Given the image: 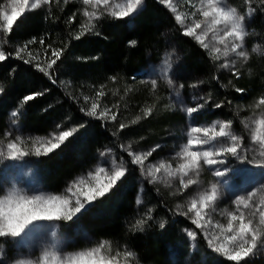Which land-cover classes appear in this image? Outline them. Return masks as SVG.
<instances>
[{"label":"trees","instance_id":"16d2710c","mask_svg":"<svg viewBox=\"0 0 264 264\" xmlns=\"http://www.w3.org/2000/svg\"><path fill=\"white\" fill-rule=\"evenodd\" d=\"M5 1L0 0V9ZM227 2L239 13H250L249 31L260 51L250 55L248 74H227L220 69V63L206 49L183 34L175 15L160 0H143L131 17L103 14L91 21L93 24L77 0H50L23 14L10 32H0V50L8 57L0 62V139L9 129L6 116L10 107L18 114L21 135L28 139L46 137L56 128L67 130L72 126L75 130L59 148L38 157L36 173L43 188L64 192L73 178L94 166L98 151L104 148H114L127 162L125 175L103 197L74 220L60 221L65 226L60 231V224L59 231L68 239H76L72 249L86 245L73 232L80 225L91 240L106 246L111 258L125 259V264H171L169 249L189 252L184 232L189 224L177 213V200L146 180L138 203L140 169L122 148L125 137L144 147L161 142L167 135L166 127L179 118L164 107L163 82L153 88L138 79L146 62L156 60L171 42L177 45L181 67L189 75L180 82L184 93L192 96L197 91L211 92L209 111L201 121L231 120L240 126L246 107L264 97V2ZM33 37L35 42L28 43ZM20 48L24 49L23 59L15 57ZM53 49H62V53L48 69L54 59ZM43 57H48L47 63ZM37 64L47 74L38 70ZM99 92L104 95L98 96ZM32 94L39 95L23 100ZM93 103L98 104L96 116H89ZM216 104L222 106L217 108ZM105 109L116 119L98 118ZM198 241L199 249L207 251V244ZM9 255L3 252L0 264H7ZM239 264H264V253Z\"/></svg>","mask_w":264,"mask_h":264},{"label":"rangeland","instance_id":"374dc122","mask_svg":"<svg viewBox=\"0 0 264 264\" xmlns=\"http://www.w3.org/2000/svg\"><path fill=\"white\" fill-rule=\"evenodd\" d=\"M77 1L81 8L85 9L88 13H95L94 16H88L90 21L89 23L91 24L94 23L91 21L100 18L103 14L114 16L111 13L119 10L116 8V5L119 4L124 6L127 3V0H108L110 7L105 9L104 4L102 2L97 4L96 0H90V3L88 4H85L83 0ZM169 2L172 7H175V12L172 11V8L169 7L168 4L164 5L169 8L175 17L176 15H180L184 20L183 25L178 22L182 29L191 25L193 20H199L202 23L205 21V18L197 11V9L201 6L206 8L207 0H169ZM44 4L45 3H41L40 6ZM142 5L143 0H141V4L137 6V10L128 17L133 16L142 7ZM222 6H225L226 9H234L238 16L243 17L242 25L246 34L243 38L242 48L239 50L244 51L247 54V58L245 59L239 57L230 51L227 57L220 56L219 59H216L215 56L218 54L214 53L212 49L219 47L221 51H223L224 45L214 41L212 39L211 32H209L208 36L205 38V42L210 46L209 49H206V51L220 63V69L227 72V74H239L243 71L248 74L250 72L248 69L250 55L252 53L258 54L260 51L255 43L251 30L249 31L247 19H249L250 13L247 12L246 14H243L237 12L235 8L229 5L227 0H224ZM3 9L8 11L11 10L10 0L5 1ZM194 13L195 15H193ZM1 23L3 24L0 25V32L4 30V22L2 20ZM222 27V25H218L215 30L219 31ZM197 32L199 33V30H197ZM220 34L222 35L223 33L220 32ZM177 48L178 47L175 43H169L156 60L153 61L149 59L146 62L144 68L138 73V79L145 82V84H151L152 80H156V82H163L166 94V103L164 107L170 113H177L179 118L166 127L167 135L162 137L163 140L161 142H156L152 146L144 147L138 142L132 143L125 137L122 152H126L131 160H133L134 156L130 154L140 155L143 161L142 164H135L140 169L141 174L138 194L139 202H141L144 191V181L147 180L149 183L161 186L177 200L175 209L177 213L184 218L185 222L189 224L187 225L188 227L184 229L186 239L190 245L189 252L182 253L181 251L175 249V247H172L169 249L168 255L171 264H237L236 261H229L223 253H217L214 250L215 247H218L221 244L231 248V243L227 240V237L233 233L224 231L220 228H208L207 224L210 220L213 225L220 224L223 226V229H226L229 218L227 213L231 212L239 214L237 212V206L233 201L237 196L247 197L249 192H254L253 199L250 202L253 208L259 205L260 210L264 211V168L249 166L231 156L227 157L224 165L209 166L205 163L203 156H201L199 158L198 169L190 170L187 175H183L179 166L186 161L180 153H182L184 146L187 145L188 139L197 140L203 138V134L200 133H192L191 136H188L187 133H189L191 127H211L213 123L219 125V123L230 121L231 127L226 130L231 134H235L243 138L242 146L246 150L245 154L250 158L254 157L258 160H264V157L260 156L259 144L251 140L252 132L259 127L256 122L264 119V106H258V104L255 103L252 105L251 101V106L246 107V113L241 115L242 119L240 126L234 125L231 120L223 121L217 119L212 121H201L200 118L203 117L202 115L209 111L208 104L210 103L209 96L211 95V92L208 91L207 93H201L197 91L192 96L184 93L180 82H182L183 79L189 75L181 67V53ZM253 49H255V51ZM47 60L48 57L42 58V61L45 63H47ZM165 61H167V65H165ZM224 64H228L230 67H223ZM169 81H171V84ZM205 101H207V103H205ZM197 104H204V107L200 111L191 115L185 112L186 108L195 107ZM12 113H15V116L11 115ZM108 115L109 117L112 115L110 114V111L108 112ZM17 118L18 114L15 108L10 107L6 116V125L9 129H6L1 135L2 139H0V147L4 148L6 152L7 143L19 137V140L16 142L21 151L29 152L30 155L16 159L9 158L6 155L4 157H0V198H3L7 194V190L11 189L13 184H15L16 189L20 190L21 195L44 194L60 196L62 198L68 197L70 199L69 206H73L75 204L77 194L87 190L89 187H95L97 184L107 183V176H110L113 172L118 170V168H126L127 162L122 154L120 155L114 148H104L98 151L94 166L89 171L73 178L64 192L55 193L44 189L41 184V180L36 173V162L39 156H36L35 152L36 150H39L42 153L41 155L46 154L44 150L45 148L50 147L49 141L53 136L59 135L61 131H70L73 133L75 131L74 127L68 126L67 130L56 128L46 137L28 139L21 135V130L23 131V129ZM218 130L219 128L217 126V131ZM261 131H264V129H261ZM5 133H10V135L5 136ZM221 139L225 140V143H230L228 138ZM157 145H159V148L156 147ZM153 149L156 150L152 151ZM190 150L200 151L203 153L204 151L209 150V146L200 145L198 147H192ZM149 152H151V155H147ZM101 153H104V155L101 156ZM161 164H163L168 171L175 172L176 175L169 176L165 169H160V171L154 173L155 180H153L152 176L148 174L149 169L159 168ZM101 167L105 169L107 176L105 173H100L97 177V170ZM217 167H227L231 171L225 178H223L225 183L223 184L222 193L219 195V198L212 203L210 207L202 210L199 222L205 227L198 228L196 224L193 223V220L196 219L195 212H189L188 215H184L183 213L188 212V208L193 199H196L199 204L200 195L205 191L210 190L211 185L217 183V181L221 179L214 176V170ZM181 178H183L185 182H187L188 179H192L197 181V183L191 185L188 189H182V185L180 183ZM80 180H83L84 183H78ZM69 188L72 189L71 192L68 191ZM80 199L83 202L84 198L82 196ZM89 205H86V208ZM241 210L244 211L246 217L249 216V209H245L241 206ZM78 215L79 214L74 216L73 220ZM252 219L254 224H258L259 212H257L256 216L252 217ZM60 224L61 230L59 227ZM64 226L65 224L60 221L41 222L37 227L23 233L21 237L0 238V259L3 257V252L8 251L10 253V257L5 260L7 264H37L38 260L43 257L44 251H55L57 255L66 258L68 254H75L79 251H87L91 248L101 246L100 242L91 240L88 237L89 234L80 225H78L75 227L73 232L75 235L78 234L80 239L86 242V245L79 249H72L76 239L75 241L71 238L68 239V236L65 233L60 232L64 229ZM234 226L238 227V222L234 221ZM53 230L57 232V242L59 244L58 250L48 249L45 247L52 239L50 233ZM189 231L195 232L196 235L194 238L188 235ZM205 231H207L209 237L212 238V246L209 245L208 239L205 238ZM261 231H264V227L261 228ZM198 240L207 244V251H201L199 249ZM69 241H71V246H68ZM105 248L106 246L101 247L99 255L105 259L107 264H125L123 263L125 259L118 260L116 258H111L105 252ZM196 252H200L198 256L195 255ZM263 253L264 248L258 249L254 252V254L242 261Z\"/></svg>","mask_w":264,"mask_h":264},{"label":"snow or ice","instance_id":"6c2138e0","mask_svg":"<svg viewBox=\"0 0 264 264\" xmlns=\"http://www.w3.org/2000/svg\"><path fill=\"white\" fill-rule=\"evenodd\" d=\"M50 0H10V8L8 11L6 9H0V20L4 22V31L10 32L13 28L14 22L18 21L23 14L27 11L36 9L40 7L41 3H49ZM85 4L90 3V0H83ZM97 4L103 3L105 9L110 7L108 0H96ZM162 4H168L172 8V11H176L175 7H172L169 0H160ZM264 2V0H262ZM224 0H207V7L201 6L197 11L205 18V21L202 23L199 20H193L191 25L184 27L183 34L189 37H193L203 48L209 49V44L205 42V38L208 36L209 32L212 33V39L219 44L224 45L223 51L219 47H215L212 51L218 55L215 56L216 59H219L220 56L227 57L229 52L235 53L239 57L247 58V54L239 50L242 48V42L244 35V28L242 25L243 17L238 16L234 9H226L225 6H222ZM245 3L250 4L251 0H245ZM141 4V0H127V3L124 6L119 4L116 5L117 11H113L111 14L117 18L128 17L130 14L134 13L137 10V6ZM89 16H94L95 13H85ZM195 15V13L193 14ZM176 21L183 25L184 20L180 15H176ZM222 25L223 27L219 31L215 30L216 26ZM199 30V33L197 32ZM220 32L223 34L221 35ZM35 37L32 38L28 43L35 42ZM43 44V40L40 41ZM135 41H131L130 44H134ZM27 47V44L24 48ZM23 48L18 49L15 52V57L23 59L21 53ZM255 51V49H253ZM62 49H53L52 59L47 67L51 69L53 65L56 64L57 60L60 59ZM8 57L4 51H0V62L5 61ZM30 63V61H25ZM167 65V61H165ZM37 69L46 72L44 68H41L39 64L36 65ZM223 67H230L228 64H224ZM162 74V73H161ZM51 78V77H50ZM113 79H115L113 77ZM54 82V81H53ZM156 80L151 81L153 88L156 87ZM171 84V81H169ZM182 87V85H181ZM238 92H242V89H236ZM36 95L32 94L27 95L23 98L25 102L30 101L35 98ZM98 96H103V92H99ZM85 100L88 98L85 97ZM207 103V101H205ZM264 105V97L258 101V106ZM221 104H216L215 107H221ZM98 107L97 103L91 105V110L87 112L89 116H96V109ZM204 107V104H197L195 107H188L185 109V112L189 115L200 111ZM109 110L105 109L99 113L98 118L104 119H116V115L112 114L110 117L108 115ZM147 114V113H146ZM11 115L15 116V113ZM259 127L252 132L251 140L259 144L260 156L264 157V119H261L256 122ZM217 126L219 130L217 131ZM59 127V126H58ZM121 128H124L125 125L121 124ZM231 127V122L213 123L211 127L208 126H197L191 127L188 136H191L192 133L203 134L202 139H188L187 145L184 146L182 155L185 159V163H182L179 167L183 175H187L190 170H197L199 164V158L203 156L204 161L207 165H224L227 157L231 156L236 160L245 163L249 166L264 168V160H258L256 158H250L246 155V150L242 146L243 138L235 134H231L226 129ZM73 133L70 131H61L59 135H55L49 141L50 147L45 148V153H51L55 149L59 148L60 145L67 140ZM10 133H5V136H9ZM221 138H228L230 143H225V140ZM17 137L15 140H12L6 145L5 149L0 147V157L5 155L9 158L16 159L19 157H24L30 155L29 152L21 151L20 147L17 144ZM200 145H208L209 150L201 153L200 151L190 150L192 147H198ZM159 148V145L156 146ZM153 149L152 151H155ZM42 153L39 150H36L35 155L40 156ZM104 153H101L103 156ZM133 155L134 158L132 163L142 164L143 161L140 155ZM151 155V152L147 153ZM160 169H165L169 176H175L176 173L168 171L163 164L159 168L149 169L148 174L152 176V179L155 180V172L160 171ZM231 170L227 167H217L214 170V176L221 178L217 183L211 185V189L202 193L199 197V204L196 199H193L191 205L188 208V212L183 213L188 215L189 212H195L196 219L193 220V223L196 224L198 228H204L199 220L201 218V213L204 208H208L214 203L219 195L222 193V187L225 183L224 179ZM126 169L118 168L110 176H107V173L104 168H99L97 170V177L100 173H105L107 176V183L97 184L95 187H89L87 190L77 194L75 199V204L70 205V199L68 197H60L54 195H21L20 190L16 189L15 184H13L11 189L7 190V194L0 198V238H18L21 237L23 233L30 231L32 228L37 227L41 222H53V221H72L73 217L81 213L82 210L86 208V205L91 204L92 201H95L98 197H103L111 187L125 175ZM78 183L83 184L84 181L80 180ZM182 189H188L191 185L197 183V181L188 179L187 182L181 178L180 181ZM69 192L72 191L71 188L68 189ZM254 192H249L247 197L237 196L233 201L237 206V213H227L228 222L227 228L223 229V226L220 224L213 225L211 221H208V228H220L224 231L233 233L227 237V240L231 243V248L221 244L218 247H215L214 250L217 253H223L229 261H236L239 264L240 261L254 254L258 249L264 248V231H261V228L264 227V211L260 210L259 205L253 208L250 203L253 199ZM83 197V202L80 197ZM139 203V200H138ZM241 206L245 209H249V216L246 217L244 211L241 210ZM257 212H259V222L258 224L253 223L252 217H255ZM234 221L238 222V227L234 226ZM190 237H195V232H188ZM51 241L45 247L48 249H59V244L57 242V232L55 230L50 233ZM205 238L208 239V243L212 246V238L209 237L208 232L205 231ZM101 247L91 248L87 251H79L75 254H68L65 257L57 255L55 251H44L43 257L40 258L37 264H107L105 259L99 255ZM131 255V253H127Z\"/></svg>","mask_w":264,"mask_h":264}]
</instances>
